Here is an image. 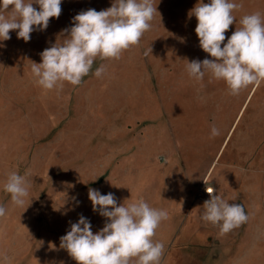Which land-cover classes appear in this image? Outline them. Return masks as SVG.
Wrapping results in <instances>:
<instances>
[{
	"label": "rangeland",
	"instance_id": "374dc122",
	"mask_svg": "<svg viewBox=\"0 0 264 264\" xmlns=\"http://www.w3.org/2000/svg\"><path fill=\"white\" fill-rule=\"evenodd\" d=\"M113 2L62 0L59 18L29 42L16 31L0 41V205L7 209L0 254L7 264H30L39 247L43 255L57 250L80 215L98 232L105 218L92 209V188L113 193L118 205L142 198L167 212L154 236L165 245L161 264H264V155L257 140L243 155L236 146L246 127L264 118V82L233 96L223 81L189 78L187 61L212 59L189 17L199 0H154L158 13L139 45L119 59L97 58L80 85L45 90L35 82L32 62L62 43L72 18ZM234 2L242 7L224 43L244 15H264V0ZM101 64L106 71L97 78ZM213 125L220 133L214 138ZM11 171L28 173L23 207L3 190ZM204 181L229 204H242L248 221L223 235L203 221L210 199Z\"/></svg>",
	"mask_w": 264,
	"mask_h": 264
},
{
	"label": "clouds",
	"instance_id": "9594fccd",
	"mask_svg": "<svg viewBox=\"0 0 264 264\" xmlns=\"http://www.w3.org/2000/svg\"><path fill=\"white\" fill-rule=\"evenodd\" d=\"M61 4L62 0H0V41L9 40L10 31H16L18 39L29 42L33 31H44L50 18H59ZM241 7L234 0H199L189 12V17L197 20L199 46L212 59L187 61V75L196 82H202L206 75L210 80L223 81L233 96L264 82V15L259 11L244 15L224 43L226 31L236 20L233 12ZM157 13L154 0H114L104 10L80 11L72 18V26L63 30L62 35H66L62 43L45 48L40 53L42 62H32L35 82L45 90L62 88L64 82L80 85L97 58L119 59L124 51L139 45ZM105 71L101 64L94 75L100 78ZM219 134L213 125L211 137ZM27 176V172L20 175L11 171L3 184L4 192L10 194L17 207H23L29 197ZM205 184L210 199L203 204V221L218 225L222 235L248 221L242 204H229ZM88 197L93 211L105 218V224L94 234L89 220L80 215L78 222L71 223L70 230L60 237L59 247L76 264H161L165 245L155 241L154 236L162 220L167 219L165 210L151 207L142 198L118 205L113 193L101 194L92 188ZM6 213L5 206L0 205V218ZM8 260L7 253L0 254V264Z\"/></svg>",
	"mask_w": 264,
	"mask_h": 264
},
{
	"label": "crops",
	"instance_id": "0c3cea01",
	"mask_svg": "<svg viewBox=\"0 0 264 264\" xmlns=\"http://www.w3.org/2000/svg\"><path fill=\"white\" fill-rule=\"evenodd\" d=\"M255 123L257 124L255 128H253L254 122L252 125H248L246 130L243 132L241 137L238 139L237 148L242 152L253 149L254 143L257 140V143L260 149V153L264 155V118L263 116H257ZM225 143V142H224ZM224 145V144H223ZM235 147V145H234ZM233 147V148H234ZM243 155V153H241ZM260 170L264 171V158L260 160ZM54 247V246H53ZM40 249V250H39ZM41 247L38 248V252L36 253L35 258L31 261L30 264H76V261L70 259L66 250L61 249L59 246L56 247L57 250H51L49 253L45 252L43 255ZM45 249H48L45 247ZM52 249V247H50ZM55 254V255H54Z\"/></svg>",
	"mask_w": 264,
	"mask_h": 264
},
{
	"label": "built area",
	"instance_id": "2783aa9c",
	"mask_svg": "<svg viewBox=\"0 0 264 264\" xmlns=\"http://www.w3.org/2000/svg\"><path fill=\"white\" fill-rule=\"evenodd\" d=\"M205 193L208 195V193L205 191Z\"/></svg>",
	"mask_w": 264,
	"mask_h": 264
}]
</instances>
